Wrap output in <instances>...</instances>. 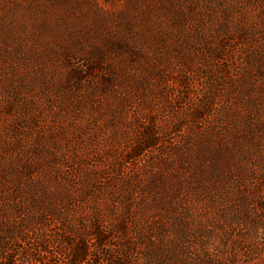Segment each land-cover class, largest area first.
I'll return each mask as SVG.
<instances>
[{
    "label": "rangeland",
    "instance_id": "rangeland-1",
    "mask_svg": "<svg viewBox=\"0 0 264 264\" xmlns=\"http://www.w3.org/2000/svg\"><path fill=\"white\" fill-rule=\"evenodd\" d=\"M264 264V0H0V264Z\"/></svg>",
    "mask_w": 264,
    "mask_h": 264
},
{
    "label": "trees",
    "instance_id": "trees-1",
    "mask_svg": "<svg viewBox=\"0 0 264 264\" xmlns=\"http://www.w3.org/2000/svg\"><path fill=\"white\" fill-rule=\"evenodd\" d=\"M83 245H84V247H78L79 249H78V251L77 252H75V254L74 255H72V264H80V263H82L83 261H84V259L86 258V252H85V250H86V248H85V243L83 242Z\"/></svg>",
    "mask_w": 264,
    "mask_h": 264
}]
</instances>
